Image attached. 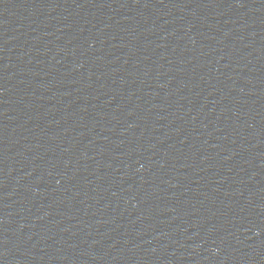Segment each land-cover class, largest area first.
Wrapping results in <instances>:
<instances>
[{
  "label": "water",
  "instance_id": "obj_1",
  "mask_svg": "<svg viewBox=\"0 0 264 264\" xmlns=\"http://www.w3.org/2000/svg\"><path fill=\"white\" fill-rule=\"evenodd\" d=\"M0 264H264V0H0Z\"/></svg>",
  "mask_w": 264,
  "mask_h": 264
}]
</instances>
